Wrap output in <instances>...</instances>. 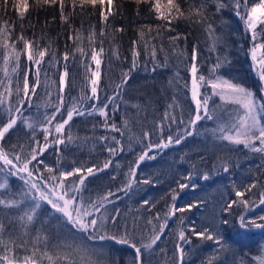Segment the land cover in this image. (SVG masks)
Segmentation results:
<instances>
[{"label":"trees","instance_id":"obj_1","mask_svg":"<svg viewBox=\"0 0 264 264\" xmlns=\"http://www.w3.org/2000/svg\"><path fill=\"white\" fill-rule=\"evenodd\" d=\"M159 2L161 11L167 14L169 0H159ZM25 3L27 7L24 8V15L21 19L20 10ZM154 3L155 0H146L143 3H137V0H113L112 4H109L108 0H104L101 4L97 0L95 6L91 4L81 6L79 0H77L75 7H73L72 0H64L63 14L69 16L68 21L65 22L61 19L62 13L59 0L54 5L42 7L36 6L34 0H0V26L6 25L7 28L12 29L7 38V43L9 45L14 44L17 50L22 48L21 42L17 39L22 34L26 39L38 42L41 47L51 44V47L56 51L58 60L65 51L70 54L74 52L77 34L83 40L81 46L87 51L89 49V30L94 31L96 35L93 47L98 51L102 40L104 49V52L98 57L101 60L99 89L102 101L113 96L114 85L120 83L122 73L127 72L131 65L133 51L139 50L140 56L137 57L139 66L132 73L128 85L122 90L123 96L116 101L120 107L115 112H111L113 105L109 104L110 123L114 122L118 128H122L123 121L128 119L132 131L136 134H139L142 129L152 131L154 123H160L167 106L173 103V98L178 102V106L175 108L176 112H179L181 108L185 112L194 109V101L191 95L190 99L187 97L188 88H183L179 80L173 79L178 74L183 81H186V74L191 75L188 65L193 62L191 56L194 52L197 67L205 73L206 78L209 75V69L216 63L217 57L227 56L228 63L219 70L218 75L229 74L230 72L227 71L226 67L229 66V62L231 65L234 63L238 67L239 81L257 95L264 96V81L259 79L257 66L249 52L252 47L250 33L245 32L243 21L235 16L231 9H225L222 17L218 14L213 17L216 25L215 31L223 40L216 48H213L211 37L207 36L205 29L195 19L192 21L186 19L172 20L170 22L172 25L171 30L166 31L154 8H151ZM172 3H179L181 9L187 12L189 7L187 0H172ZM215 11V6L210 5L208 13H215ZM110 12L111 15H109ZM105 15H108L107 28H105ZM221 19L224 21L223 25L220 23ZM157 25H160L161 35L159 36L156 35ZM115 29H122L123 31L117 32ZM148 29H151V32ZM141 30H144L143 37L141 36ZM102 31L103 36L100 35ZM169 36L180 37L176 40L175 47L169 42ZM260 38L261 36L258 35V39ZM151 45L157 46L158 49L161 45L163 47L162 51H157L156 61L163 62L167 58V67L157 68L155 72L150 70L154 66L153 58L148 51V47ZM37 50L34 43L31 51L35 52ZM117 51L118 56L114 54ZM180 53H183V55H180ZM261 55H264V50L257 49V58ZM48 59L49 57L46 55L45 61ZM26 63L30 64L26 61V55H22L17 76L13 77V86L16 79L24 75ZM63 63L62 60L58 64L43 63L40 67L41 85L36 89V94L31 98V103L40 105L41 113L51 112L52 105L57 102L60 77L64 71ZM68 64L69 77L67 79L69 85L63 89L65 107L71 105L72 98L81 95L84 85L89 82V77L96 71L95 62L91 61L90 56L82 58L79 54H76V61L70 59ZM2 67L3 61L0 60V68ZM28 77L31 85V82L35 79L34 70L28 73ZM170 80H172L171 84L169 83ZM0 81H5V75L2 71H0ZM206 87L208 88L207 94H210L211 85H206ZM84 90L90 92V87ZM3 91L4 88L0 87V92ZM46 92L50 95H46ZM45 101L50 102L47 107L44 106ZM219 101V98L212 97L210 107L213 104L217 105ZM135 105H139V107H135ZM25 107H29V105L26 104ZM34 114H36L35 107H31L29 111L25 112L26 116ZM103 121L104 117L99 114H94L91 117L86 115L83 118L74 117L73 121L70 122L72 125L71 132L79 139L75 143L59 146L58 151L49 148L42 158L49 165L63 168L80 166L81 164L92 167L94 164L102 163L109 158V155L103 147L104 142L99 141V137L114 135L117 140H120L122 135H126L112 128L103 127ZM94 124L96 125L95 128H93ZM215 125V121L203 120L198 125L197 133H201L208 138V135H210L207 131L208 127L212 128ZM173 127H175V124ZM67 129L68 126H66ZM27 131L24 127L18 126L8 137V143H16L17 137L25 142ZM167 134L171 133L166 128L163 138H166ZM159 135L161 134L153 132L151 139L156 140ZM193 136L188 137L181 144H173L167 149L158 150L156 158L142 162L137 173L140 179L148 178V174H142V170L154 167L161 157H166L175 148H185V154L188 155H200L202 152L207 154L208 162L206 163L193 160L190 157L181 159L178 179L188 172H192L193 181H197L201 186L196 190H189V186L181 191L177 206L185 207L192 201H207V208L202 209L200 212H197L200 209L197 206L186 209L184 223L188 225L189 220L196 219L197 222H193V224L211 227L213 225L210 223L202 224L201 218L203 212L210 208L216 200H220L223 205L219 207L218 231L222 236L223 244L222 247L212 252L210 246L207 245L209 242H205L200 237L191 236V243L184 244L185 257L183 264H207V260L210 258L213 264H260L258 257H264V226H261L264 225V205L260 204V200L264 199V195H261L264 193V165L259 175H254L255 183L253 184L256 187L245 191V188L249 185L242 186L239 184L238 187L228 190L222 184L223 176L229 173L234 175L236 170L242 172L244 166L252 163L255 157L249 155L246 152L247 149H242L241 152L229 151L221 146L212 145V142L205 147H199V152H197L195 149H191L198 147L195 146L197 144L194 143L195 138H192ZM37 138L43 142V134L39 130ZM190 143H193V146L189 145ZM217 144L219 145V143ZM141 148L142 145L133 142V151L130 152L126 149L120 152L112 158V166L103 172L88 177L85 181L86 187L83 195L95 199L97 195L104 194L106 190H114L119 186L123 179V173L127 171L124 165L132 161L134 153H139ZM156 151L153 150L149 155H153ZM58 155L61 156L60 165H56ZM248 155L252 157V161L245 159ZM119 160H123V162L121 163L122 167L119 169L120 175H117L116 164ZM224 160L229 162L228 172L222 170L221 161ZM72 162H76V164L73 165ZM156 171L153 172V180L157 178L155 177ZM205 172L209 174V179L206 180L209 186H205V180L202 179V174ZM114 175L117 176L116 180L111 179ZM168 181L167 175L165 182ZM9 182L13 191H17V186L21 183L19 179L12 177ZM165 182H162L158 189L153 190L154 199L159 201L154 209L147 206L141 208L140 202L155 187L153 183H150L141 185L140 190L134 194L124 195L118 193L119 199H115L114 205H109V210L113 207L119 209L123 214L121 220L126 219L130 226L133 218L151 217L153 213L164 210L165 205L171 202V189L177 188V184ZM237 191H240L242 195L238 197L236 195ZM192 192L194 194L189 198ZM233 200H247L248 204L237 203L231 207L230 211H225V205ZM47 211L48 209L45 208L43 214L46 215ZM17 215L19 213L14 210L0 211V220L3 221L7 232L12 233L14 236H16L15 232L20 229L19 222L15 220ZM180 216L181 214L177 213L175 217L169 220V225L158 242L157 251L151 256H145L144 260L146 262L150 260L151 264H172L175 251L173 231L178 230L180 226ZM241 216L245 217L244 225H241ZM221 220H227L228 223L221 224ZM35 227H39V225ZM48 234L51 237L52 244L65 241L67 243L76 242L83 243L86 246L103 247L107 255L105 259H99L98 264H105V261H107V264H112V261H115V264H133L134 250L128 245L117 244L110 240H90L86 236L76 233L75 230L70 231L67 226L61 227L55 221L50 223ZM161 250H164L163 254H161ZM30 251V246L27 252L23 249L13 248L12 255L21 257L17 264H22V258L29 255Z\"/></svg>","mask_w":264,"mask_h":264},{"label":"snow or ice","instance_id":"obj_2","mask_svg":"<svg viewBox=\"0 0 264 264\" xmlns=\"http://www.w3.org/2000/svg\"><path fill=\"white\" fill-rule=\"evenodd\" d=\"M36 6L54 5L58 0H34ZM103 4L104 0H99ZM113 0H108L112 4ZM146 0H137V3H143ZM188 10L185 12L181 9L179 3L173 4L169 0L167 14L161 11L159 0L151 5L155 13L161 19L166 31L172 28L171 21L176 19H186L189 21L197 20L205 29L207 36L211 37L212 47L216 48L223 42L222 37L215 31V21L213 17L217 14L221 17L225 9H231L235 16L239 17L244 23V30L250 33L252 47L249 49L252 60L257 66L259 79L264 81V55L257 58V49L264 50V0H187ZM77 0H72L75 7ZM97 0H79L81 6L91 4L95 6ZM61 9V19L68 21L69 16L64 15V0H59ZM210 5L215 6V13H208ZM21 8L20 17L23 18L24 8ZM111 15V12L109 13ZM105 28L108 27V15L104 16ZM221 25L224 24L221 19ZM12 29L6 25L0 26V60L3 61V67L0 68L5 75V81H0V87L4 88L0 92V211H16L19 213L15 220L20 224V232L14 236L8 233L2 220H0V264H17L21 260L19 256H13V248L29 251L30 254L22 258V264H97L92 257L98 253L88 248L83 243H67L59 241L51 243V237L48 234L49 225L55 221L61 227L67 226L70 231L86 236L90 240L113 241L117 244L128 245L134 250L133 264H151L150 260L145 261V256H151L157 251L158 242L165 233L169 225V220L180 213V226L178 230L173 231L175 236L172 264H183L185 257L184 244L191 243V236L200 237L205 241H214L217 245L222 246V239L218 231L219 225L206 227L199 224L185 225L184 213L186 209L196 207L195 204L189 203L185 207H178L177 200L181 191L191 187H196L193 182V173L188 172L180 179L176 180L177 188L171 189L170 203L165 205L163 211L153 213L151 217L133 218L131 226L127 220H121L122 213L119 209L112 208L115 199H119L118 193L124 195L134 194L140 190L141 185L153 183L152 177L145 179L138 178V169L142 162L154 160L158 150L167 149L170 145L181 144L188 137L197 134V128L203 120L216 122V127L209 129L212 137L221 142H227L237 147L243 146L253 153H260L264 156V96H259L253 90L245 87L243 84L225 80L218 75L219 70L228 63L227 56L217 57L216 63L209 69V75L206 78L203 74L198 75V68L195 62V52L191 56L192 63L188 65L191 72V98L195 102L194 109L187 112L183 108L179 112L175 111L178 102L173 98V103L169 104L163 113L159 124L152 127V131H144L139 134L132 131L128 119L123 121V127L118 128L111 121L109 114V104H112L111 112H115L120 105L116 103L123 96V89L128 85L132 78V73L138 68L137 57L140 56L139 50L133 51L131 65L127 72L122 73L119 84L113 87V96L107 97L103 101L100 96V65L101 60L98 58L103 52V41H100V48L97 51L93 47L96 33L92 30L88 37L89 49L86 51L81 44L82 38L77 34L75 38L74 52L65 51L57 59L55 49L51 44L41 47L38 42L26 39L22 34L17 38L22 48L16 49L14 44L9 45L7 38ZM115 31H123L115 29ZM151 32V29H148ZM103 36V31L100 33ZM144 30H141L143 37ZM156 35H161L160 25H157ZM258 35L261 36L258 39ZM180 37L169 36V42L175 47V42ZM35 43L37 51H31ZM163 50L162 45L148 47L149 54L153 58L154 66L151 71L155 72L157 68L167 67V58L163 62L156 61L157 51ZM76 54L80 57H89L95 62L96 71L89 77V82L84 85V89L90 87V92L82 89L79 97L72 98V103L65 107L63 89L69 85L68 67L69 60L76 61ZM117 56L118 51L115 52ZM22 55H26L24 75L16 79L13 86V77L17 76L19 63ZM49 59L45 61V56ZM183 55V53H180ZM63 61V74L60 77V87L57 95V102L52 105L51 112L40 111V105H33L31 98L35 96L36 89L40 87V67L43 63L58 64ZM87 67V64L85 65ZM146 67V66H145ZM35 72V79L29 82L28 73ZM174 80H179L182 87L189 88L188 81H183L177 74ZM172 83V80L169 81ZM204 85H211V94H205L201 97L200 88ZM50 95L49 93H45ZM212 95L218 96L221 100L220 105L213 104L209 106V100ZM91 102V103H89ZM49 101L44 102L47 107ZM29 107H25V105ZM226 106L231 107L232 111L223 115ZM31 107H35L36 114L25 115ZM139 107V105H135ZM99 114L104 117L102 126L112 128L117 132H123L120 140L116 136H101L99 141L104 142V149L107 151L109 158L100 164H94L88 167L84 164L73 166L71 170L63 167L49 165L42 158L43 154L49 148L59 150V146L67 143H75L79 137L71 132L74 117H85ZM59 117V119H58ZM167 121V123H165ZM175 124V127L173 125ZM18 126L24 127L27 140L22 142L17 137L16 143H8V137L11 132L15 131ZM66 126L68 129L66 130ZM96 125H93L95 128ZM169 133L163 138L165 129ZM38 130L43 134V142L37 138ZM158 132L161 135L156 140L151 139L152 133ZM51 137V139H49ZM111 141V143H109ZM124 141V143H122ZM133 142L142 145L139 153H134V158L124 165L127 171L123 173V179L119 186L114 190L108 189L102 195H97L95 199L83 195L86 187L85 181L96 173L103 172L113 164V157L120 152L133 151ZM95 147V145H93ZM153 150H157L153 155H149ZM61 156L58 155L56 165H60ZM73 165L76 162H72ZM229 162L221 161V167L224 172L229 171ZM122 166L116 164L117 175H120L119 169ZM195 167V166H193ZM16 177L21 182L17 191H13L10 179ZM71 178V179H69ZM117 176L111 177L116 180ZM202 179L208 180L207 172L202 174ZM256 187L255 184L249 185V188ZM236 195L241 196L237 191ZM261 195H264L262 193ZM159 201L144 199L141 208L147 206L150 209L156 207ZM237 203L248 204L247 200H233L225 205V211H230L231 207ZM264 205V199L260 200ZM47 208V214L43 210ZM142 221V222H141ZM241 225H244L245 217H240ZM228 223L227 220H221V224ZM39 225V227H35ZM264 226V225H261ZM27 237V239H25ZM164 250H161L163 254ZM260 264H264V257H258ZM107 264V261H105ZM115 264V261H112ZM207 264H213L212 259L207 260Z\"/></svg>","mask_w":264,"mask_h":264},{"label":"rangeland","instance_id":"obj_3","mask_svg":"<svg viewBox=\"0 0 264 264\" xmlns=\"http://www.w3.org/2000/svg\"><path fill=\"white\" fill-rule=\"evenodd\" d=\"M226 68H227V71L230 73L229 74H224V73L219 74V76L223 77L225 80H233V82H238V83L243 84L238 79L239 71L237 69L238 67L234 63L231 65L229 62V66ZM199 74H203L205 76V73L200 71L198 68V75ZM186 77H187L186 81H188V83H189V88L187 89V97L190 99L191 75L186 74ZM210 90H211V87H210ZM207 92H208V88L206 87V85H204L200 88L201 97H203L205 94H207ZM210 94H211V91H210ZM212 97L219 98L218 96H215V95H212ZM210 104H211V100H209V106H210ZM220 104H221V100L218 102L217 105H220ZM194 107H195V102H194ZM221 111L223 112V115L226 116L227 112L232 111V108L226 106V111H223V110H221ZM214 127H216V125L212 126V128H214ZM212 128L208 127V130L212 129ZM209 134L210 135H208V138H207V136H205L201 133H197L196 135H194L192 138H195L194 143H196L197 145H195V146H198V147L191 148V149H195V151L199 152V147H205V146H207V144H209L211 142H212V145L221 146V147H223L229 151L241 152L242 149H246L243 146L237 147L235 145H230L227 142H221L219 140H215L212 137L210 132H209ZM217 143H219V145ZM189 145L193 146V143H190ZM246 152L249 155L254 156L255 160L250 164H246L244 166V170L242 172L240 170H236L234 172V175H233V173H229V174H226L223 176L224 178L222 179V184L224 186H226L228 190L231 188H234V187H238L239 184H241L242 186L243 185L244 186L252 185L253 183H255V176L254 175L258 176L260 171L262 170V167L264 165V156H262L260 153H253V152L249 151L248 149L246 150ZM249 155L245 159L252 161V157ZM184 157H190L193 160H196V161L199 160V161H202L203 163L208 162L207 154L204 152L200 153V155H197V154L188 155V154H185V148L179 147V148L172 149L170 154H167L166 157L165 156L161 157L155 163L154 167H148V168H144L142 170V174H148L147 177H153V175H154L153 172H155L157 170L155 173V177H157V178H155L154 182H153V185H155V187L151 190V192H148L141 199V201H140L141 203L146 198L151 199V200H156V199H154L155 195H154L153 190L158 189V186L162 182H165L167 175H168L169 181L165 182V183L176 184L175 181L178 180L177 175H179L178 172L181 169V165H180L181 159ZM167 160H168V162H167ZM122 162H123V160L122 161L119 160V162L117 164L121 165ZM165 162H167V163L165 164ZM71 168L72 167H65L66 170H71ZM193 182L195 183L196 187L190 186L189 190H196L198 187L201 186L200 184H198L197 181L194 180ZM205 186H209V183L206 182V180H205ZM193 194L194 193L192 192L190 194L189 198L191 196H193ZM191 203L196 204V206L200 208L199 210H197V212L198 211L200 212L202 209L207 208V201H204V200L203 201H192ZM221 203L222 202H220V200H216L211 205L210 208H208L205 212H203V215L201 218L202 224L210 223L212 225H218V223H219V207H220V205L221 206L223 205ZM193 222H197L196 219L189 220L188 224H193ZM19 232H20V229L18 231H16L15 234L18 235ZM220 236H221V234H220ZM221 239H222V236H221ZM207 242H209L207 245L210 246L212 252H214V250L222 247L221 245H217L214 241H207ZM222 244H223V240H222ZM87 247L95 250L98 253L97 255H94L92 257L93 260L97 261V264L99 263V259L100 260L105 259L107 254H106V251L103 247L95 246V245L94 246H87Z\"/></svg>","mask_w":264,"mask_h":264}]
</instances>
